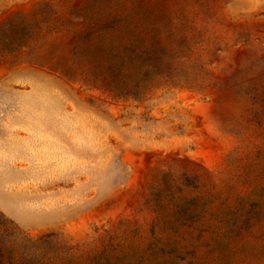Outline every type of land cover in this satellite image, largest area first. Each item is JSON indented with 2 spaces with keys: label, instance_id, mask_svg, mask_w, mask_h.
<instances>
[{
  "label": "rangeland",
  "instance_id": "1",
  "mask_svg": "<svg viewBox=\"0 0 264 264\" xmlns=\"http://www.w3.org/2000/svg\"><path fill=\"white\" fill-rule=\"evenodd\" d=\"M0 212L50 264H264V0H0Z\"/></svg>",
  "mask_w": 264,
  "mask_h": 264
},
{
  "label": "trees",
  "instance_id": "2",
  "mask_svg": "<svg viewBox=\"0 0 264 264\" xmlns=\"http://www.w3.org/2000/svg\"><path fill=\"white\" fill-rule=\"evenodd\" d=\"M52 234L35 238L27 237L12 220L0 212V264H50L47 248L41 243L51 244Z\"/></svg>",
  "mask_w": 264,
  "mask_h": 264
}]
</instances>
